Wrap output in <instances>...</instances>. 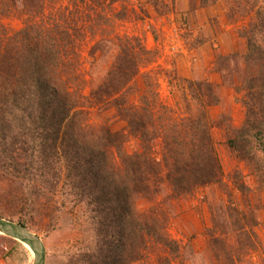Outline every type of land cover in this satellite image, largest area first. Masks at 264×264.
Here are the masks:
<instances>
[{
    "label": "rangeland",
    "instance_id": "1",
    "mask_svg": "<svg viewBox=\"0 0 264 264\" xmlns=\"http://www.w3.org/2000/svg\"><path fill=\"white\" fill-rule=\"evenodd\" d=\"M35 4L43 5V10L36 15L33 9L30 16L28 11ZM0 14L1 25L9 36L32 24L42 25L44 35L54 30L55 24L62 26L64 33L69 32L71 41L66 40L69 45L65 44L69 56L64 61L68 71L66 74L62 71L60 76L70 80L71 89H79L86 99L79 119L87 125L88 132L81 130L82 133L89 137L91 133L107 129L120 133L121 149L111 147L107 151L116 174L124 176L127 163L122 155H133L140 143L129 137L132 127L123 118L129 104L136 109L143 108L146 102L150 104L146 113L147 128L151 131L152 149L155 148L151 157L157 160L161 158L157 153L165 142V133L174 130L183 119L206 111L227 187L223 190L213 187L188 199L171 198L168 185H160L166 191L165 197L159 196L151 202L143 197L147 194L141 195L137 205L141 213L146 214L158 204L164 212L165 234L178 242L180 255L188 256L193 264H205L197 262V256L209 254L208 230L215 225L222 226L227 213L236 212L241 218L245 217L248 228L255 216L257 238L254 242L258 249L249 254L243 264H264V174L255 171L256 167L264 165V155L249 161L228 146V141L246 122L245 87L250 78L263 70L261 61L248 60L246 35L254 23L252 13L238 15L235 0L216 3L210 0L207 5L200 0H0ZM77 24L82 28H76ZM142 50L149 52L147 56ZM123 56L129 60L127 64L122 61ZM136 56H140L141 61ZM116 65L126 67L128 72L134 69L137 75L127 82L123 95L97 92L98 84L110 79ZM73 68L78 69L76 73ZM202 84L212 90L204 89L200 103L193 92L198 93L196 90ZM123 97L128 101L120 105ZM142 97L148 100L142 101ZM169 116H172L170 124ZM236 183L245 186L243 192ZM158 185L153 181L150 192ZM26 196L25 185L8 178L2 181L0 213L17 214V208L8 200L14 197L21 200ZM66 198H61L65 206L60 199L52 203L39 201L42 207L38 205V213L27 218L31 230L45 243L46 264H69L72 256L96 246L97 232L89 221L94 210L89 201L92 199L81 207V217L75 219V211L70 212L74 208L71 199ZM43 207L57 208L56 220L48 219V208ZM231 227L232 223L228 227L230 234ZM226 241L229 245L236 243L231 237ZM150 244L149 250L144 252L150 260L145 257L142 264H183L172 257L168 263L158 262V256L175 255ZM213 252L217 256L218 250ZM33 261L30 248L0 235V264H33Z\"/></svg>",
    "mask_w": 264,
    "mask_h": 264
},
{
    "label": "trees",
    "instance_id": "2",
    "mask_svg": "<svg viewBox=\"0 0 264 264\" xmlns=\"http://www.w3.org/2000/svg\"><path fill=\"white\" fill-rule=\"evenodd\" d=\"M200 1L204 5L210 2ZM235 6L238 15L252 13L254 23L246 35L248 60L261 61L263 70L250 78L245 87L246 122L228 141V146L243 159L252 161L259 159L258 155H264V0H235ZM43 7L35 4L28 13L31 16L34 9L38 15ZM61 27L55 24L54 30L44 35L42 25L32 24L9 36L0 20V183L8 178L27 189V196L21 200L17 197L12 201L7 199L17 208V214L1 212L0 217L32 229L27 218L38 213L39 201L52 203L60 199L65 206V200L61 198L69 197L74 207L70 212L75 211L77 219L81 217V207L91 198L89 201L94 210L89 221L97 232L96 246L72 256L69 264H142L144 258H148L144 252L149 250V242L151 246H160L163 251L175 255L158 256V262L168 263L172 257L183 264H193L188 256L180 255L178 242L165 234L164 212L158 204L142 214L137 198L147 194L143 197L154 202L159 196L165 197L166 191L160 185H168L171 198L188 199L213 187L222 190L227 187L208 113L204 111L199 116L185 118L170 133L166 132L165 142L157 153L161 158L157 160L151 157L155 148L152 149L151 131L147 128L146 113L150 104L146 102L138 109L129 104L123 118L132 127L129 137L140 143L133 155L121 154L127 168L124 176L116 174L107 151L111 147L117 151L121 149L120 133L109 129L91 133L90 137L82 133L88 132L87 125L79 119L84 113L81 108L86 99L79 89H71L70 80L60 76L62 71L65 74L68 71L64 63L69 56L65 44L69 45L66 40L71 41L69 32L64 33ZM75 27L82 28L78 24ZM142 52L146 56L149 53ZM123 58L127 64V57ZM136 59L141 61L140 56ZM77 70L72 69L73 73ZM136 75L134 69L128 72L126 67L116 65L110 79L98 84L96 90L108 96L123 95L127 82ZM208 88L212 90L209 85L203 87L202 84L196 90L198 93L193 92L197 101L202 103V93ZM209 94L212 98V92ZM143 97L142 101L148 100ZM119 101L122 102L120 105H125L128 99L123 97ZM168 120L170 124L172 116ZM255 171L264 174V165L256 167ZM153 181L159 185L150 192ZM236 185L243 192L245 186ZM47 208L48 219L56 220L59 210L42 209ZM224 219L222 226L215 225L208 230L209 254L197 256V262L243 264L249 254L257 251L255 216L250 228L246 218H241L239 213H227ZM227 237L236 243L229 245ZM216 249L217 256L213 252Z\"/></svg>",
    "mask_w": 264,
    "mask_h": 264
},
{
    "label": "water",
    "instance_id": "3",
    "mask_svg": "<svg viewBox=\"0 0 264 264\" xmlns=\"http://www.w3.org/2000/svg\"><path fill=\"white\" fill-rule=\"evenodd\" d=\"M0 235L16 240L34 254L33 264H46L47 249L43 239L30 228L0 217Z\"/></svg>",
    "mask_w": 264,
    "mask_h": 264
}]
</instances>
